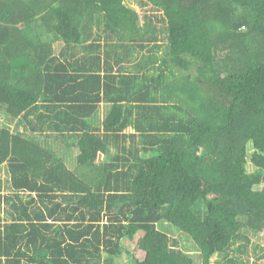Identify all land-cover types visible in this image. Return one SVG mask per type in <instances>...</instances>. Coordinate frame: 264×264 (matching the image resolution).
Here are the masks:
<instances>
[{
	"label": "trees",
	"instance_id": "1",
	"mask_svg": "<svg viewBox=\"0 0 264 264\" xmlns=\"http://www.w3.org/2000/svg\"><path fill=\"white\" fill-rule=\"evenodd\" d=\"M126 1L0 0V264H235L264 230V0Z\"/></svg>",
	"mask_w": 264,
	"mask_h": 264
},
{
	"label": "rangeland",
	"instance_id": "2",
	"mask_svg": "<svg viewBox=\"0 0 264 264\" xmlns=\"http://www.w3.org/2000/svg\"><path fill=\"white\" fill-rule=\"evenodd\" d=\"M138 1H147V0H127L126 5L136 9L140 15L143 16L144 11L146 10L148 14H153L154 12L150 10L151 6H145L141 7V5L138 3ZM144 20H142L143 22ZM160 26V25H159ZM95 31L97 32V28H94ZM165 39V37H163ZM161 45L165 47L166 41L160 40ZM56 51H60L59 47L56 46ZM164 52V51H163ZM162 53V52H161ZM222 59L224 60H234L229 53H223L221 54ZM232 63V62H231ZM106 105H105V110H103L102 115L106 111ZM101 110V111H102ZM104 120V117L101 116V121ZM0 121L1 125L8 127L11 129L13 132H23L25 129L24 127L17 121V120H12L10 119L9 121L4 117L0 116ZM102 123V122H101ZM62 144V143H61ZM255 150L252 147V145H249L248 147V164H247V172L249 174H252L256 171V168L252 164V156L254 154ZM100 161H104V156L100 155ZM9 178V174L7 172L6 167L0 168V180H2L1 185L5 187L4 193L6 194L7 192V179ZM255 189L262 190L263 186H257ZM168 234L172 237V240H177L178 241V246L180 249H186L188 253L193 255L195 259H197V247L195 246L194 242L192 239L187 237L185 234L181 232H177L174 229H172L170 226L167 228ZM251 242L247 243L246 241H240L237 245L233 247V251L231 253L232 259L235 261V264H264V230L260 233L256 234H250ZM139 239V237H137ZM138 241V240H137ZM137 241L133 243H129V247L131 249V252L134 253L137 249ZM246 245L247 248L245 249V252H240L239 251V246L241 245ZM217 256L212 257L211 259V264H218L217 262ZM199 262L200 259H197ZM120 264H128L130 263V259L127 255H125L122 259L118 260ZM222 264H232L229 262L222 261Z\"/></svg>",
	"mask_w": 264,
	"mask_h": 264
},
{
	"label": "crops",
	"instance_id": "3",
	"mask_svg": "<svg viewBox=\"0 0 264 264\" xmlns=\"http://www.w3.org/2000/svg\"><path fill=\"white\" fill-rule=\"evenodd\" d=\"M105 105L107 106V107H106V111H105L104 114L102 115L101 112H103V110H105ZM102 108H103V110H102ZM107 109H108V104H106V103H102V105H101V110H102V111H100V120H99L100 123L103 122V121H101V116L104 117V119H105V116H106V113H107ZM66 142H67V140H66ZM73 142H75V139H74V140H73V139H70V141H68V143H73Z\"/></svg>",
	"mask_w": 264,
	"mask_h": 264
}]
</instances>
